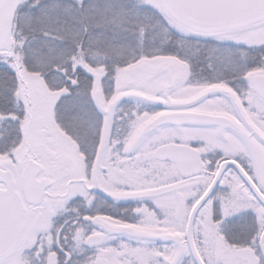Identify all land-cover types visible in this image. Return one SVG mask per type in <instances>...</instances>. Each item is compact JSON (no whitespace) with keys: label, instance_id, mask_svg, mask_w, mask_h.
<instances>
[{"label":"rangeland","instance_id":"374dc122","mask_svg":"<svg viewBox=\"0 0 264 264\" xmlns=\"http://www.w3.org/2000/svg\"><path fill=\"white\" fill-rule=\"evenodd\" d=\"M79 1L75 0V2ZM29 2V0H20L15 16ZM106 2L107 5L104 2L106 9L122 15L120 0H113L114 8H108V0ZM129 2L134 7L147 10L153 16L157 14L158 22L164 29V37H167L166 40L172 39L171 43L168 42L158 48L154 47L153 43H149L150 48H141L135 55L133 52L126 63H119L120 61L117 60V63L99 65L100 69L95 72L87 68L91 74L90 78L83 79L80 83L77 79L70 81L66 89L56 92L50 91L41 77L28 74L23 68L14 39L16 23L14 18L13 46L9 53H0V66L10 69L16 76L18 95L24 108L22 119L24 125L20 128L18 146L10 151H0V169L11 173L15 189L21 196V175L25 167L30 163L42 165L44 171L38 180H51L52 185L48 191L54 197V201L41 205L44 209L38 212L34 211L35 208L26 205L32 218L22 236L28 241H23L24 237H22L18 249L0 264H37L36 259L43 264H51L52 260L54 264H64L63 259L61 262L59 260L63 254L53 248L55 243L50 238V234L52 231L59 232L54 228L55 223L61 225L65 220L79 219L83 216L92 220L93 225L95 224L98 229L103 223L121 224L127 219L139 229L155 232L171 226L183 239L189 212L206 191L211 176L210 179L202 180L198 187H194L193 180L187 182L181 179L173 165L157 162L153 158L156 147L176 138V130L171 126L151 132L135 149H131V146L146 125L163 114L180 110L182 106H174L183 104L185 100L191 99L209 87L207 83L208 81L211 83V80H208L209 76L203 73L204 64L201 66L198 63H190L188 61L190 57L209 54L221 56L223 62L220 63L224 64V61L227 62L226 65L229 63V69L234 75L245 72L242 76L247 78L250 89L253 88L254 78L264 76V24L240 32L201 36L188 32L172 22L163 12L159 0H129ZM114 18L116 22L120 21L119 17L114 16ZM143 42L140 41L138 44ZM213 67L215 69V66ZM73 87L78 93L86 96L91 113L96 116L94 123L92 119L86 118L84 121L88 132L94 135L86 140L93 142L89 157H86L84 152L85 143L82 139L66 133L55 120V109L59 100L63 96H68ZM126 94H140L167 104L156 106L129 98L122 101L112 114L109 138L98 174L100 188L110 194L111 200L116 205L151 203L154 207H148L145 211L135 207L136 216L130 214L129 217H118L110 221L105 217L100 219L96 216L98 203L95 201L96 205L92 204L95 199L94 173L105 134L107 112L116 98ZM262 107L264 109L263 103ZM167 131L173 135V138L167 140ZM144 150L148 154L147 159L142 158L145 157ZM223 151L225 152L221 157L233 155L230 149L224 148ZM260 157L261 162L264 161L261 155ZM138 168H145L146 171L137 175ZM133 171L137 172L134 176ZM224 182V186L216 190L197 216L193 232L198 251L205 264H260L257 245L264 228V211L252 201L248 205L253 213L259 215L257 221L254 220L252 213H243L244 201L238 182H235L233 176L228 177V175ZM84 183L91 186L89 193L84 190ZM175 195L177 202H174ZM215 203L220 208L218 211L220 222L214 224L212 207ZM175 215L184 220L182 225L173 221ZM243 216L251 219L254 226L252 231H249L250 238H244V242L241 243L243 239L237 238L236 226L240 227L241 231ZM223 226L227 238L231 237L230 242L222 236ZM44 236L49 237L46 239V245L42 240L37 241V238ZM233 238L237 239L232 240ZM104 240L106 243L129 244L121 237L102 235L101 240L90 239L87 246L90 248L97 246L99 241ZM143 245L149 247L150 253L154 256L150 264H166L176 252L169 245L141 243L135 246ZM105 255L110 258L111 264H127L126 255L120 253L107 255V249L99 247L90 255H86V261L91 264ZM180 264H193L187 250Z\"/></svg>","mask_w":264,"mask_h":264},{"label":"trees","instance_id":"16d2710c","mask_svg":"<svg viewBox=\"0 0 264 264\" xmlns=\"http://www.w3.org/2000/svg\"><path fill=\"white\" fill-rule=\"evenodd\" d=\"M29 1L15 16L17 52L25 71L41 77L53 92L66 89L75 79L80 83L90 78L87 68L95 72L100 69L99 65L117 63V60L126 63L133 52L135 55L141 48H150L149 43L158 48L172 40L164 37L157 14L153 16L147 10L132 6L129 0H120L122 15L106 9L104 2L107 5V0ZM108 3V8L115 7L113 0H108ZM113 15L120 21L116 22ZM140 41L144 42L138 44ZM18 94L15 74L0 66V151L13 150L20 141L24 108ZM86 118L92 119L93 123L96 120L86 96L73 87L68 96L59 100L55 120L66 133L82 139L84 152L89 157L93 142L86 140L93 133L88 132L84 124ZM218 211L219 208L215 212L216 223L220 222ZM236 227L237 238L243 239L242 243L244 236L240 227ZM221 230L222 236L230 242L231 237L225 235L224 226Z\"/></svg>","mask_w":264,"mask_h":264},{"label":"flooded vegetation","instance_id":"af4514ba","mask_svg":"<svg viewBox=\"0 0 264 264\" xmlns=\"http://www.w3.org/2000/svg\"><path fill=\"white\" fill-rule=\"evenodd\" d=\"M213 58H216V60H212ZM217 58L219 59L217 60ZM221 58L222 57L218 55L216 56L194 55L193 57L189 58L188 61L190 63L192 62L194 64L198 63L201 66L202 64H204L202 69L203 73L209 76L208 80H211V83L208 81L207 84H209L208 85L209 87H207L204 91L200 92L199 94L193 96L191 99L185 100L186 102H184L183 104L186 106L181 107V109L178 110V112L208 114V115L225 118L234 123L233 129H221L219 127H211V126L172 127L174 130H176V136H175L176 138L174 139V141H167L159 146L168 143H176L182 146L190 147L193 150L199 152L203 167L201 169V173L198 176L185 179L176 170L175 166H173L174 169L176 170V173L179 175L181 179L187 182H189V180H193L192 185L194 187L195 186L198 187L202 180L208 178L210 179L211 176V180L209 181V185L207 187L208 189L209 186L212 184L220 165L226 161H233L241 167V169L247 175V177L252 182V184L264 196V164H262L264 161L261 162V157H260L261 155L264 160V109L262 107V103L264 104V101L256 94L254 90V86L251 89L249 88L247 78L242 76V74H245V72L239 75H234L233 74L234 72L230 71L229 69L230 68L229 63L227 65L225 64L227 63L226 61H224V64L220 63L223 62L221 61ZM213 66H215V69ZM209 91L212 92L210 93ZM230 111L232 113H230ZM170 137L173 138V135H171V133L167 131L166 133L167 140ZM224 148H227L228 150L230 149V152H233V155L228 157H221V154L225 152L223 151ZM143 153L145 157L142 158L147 159L148 154L146 153L145 150ZM145 171H146L145 168H138V173L133 171L132 175L134 176L136 173L137 175H139L141 174L140 172H145ZM227 175L228 177L233 176L235 178V182H238V185L241 187V191H242L241 196H243L242 201H244L243 213H248V214L252 213L251 215L254 216V220L257 221L259 215L256 214L255 212L253 213L248 203L254 201L257 205H259V207L263 211L264 208L255 199L253 194L250 192L249 188L246 186V184L241 180V178L234 170L228 169L223 174L217 189L224 186L225 184L224 180ZM232 184L233 183H230V185ZM83 187L85 191H87L88 193L90 192L91 186H88L87 184L84 183ZM48 195L51 196V194ZM247 195L251 198L249 197L247 198L246 197ZM50 196L46 195L45 199H47L48 202L49 201L53 202L54 198ZM94 196L95 199L93 200L92 204L96 205V202L98 203L96 216L100 217V219H103L105 217L107 218V220L110 221H113L118 217L121 218L129 217L130 214L136 216L134 214L135 207H138L143 211H145V209L148 207H152V208L154 207V205H152L151 203L135 204L136 206L130 204L124 205L123 203L120 205H116L115 202L111 200L112 198L108 199L104 197V195H102V193L97 192L96 189ZM173 198L176 200L174 202H177V196L175 195ZM217 208H219V206L218 204L215 203L212 207V212H213L212 222L214 224L216 223L215 212ZM43 209L44 208L41 207L40 209L36 210V212L42 211ZM173 221H176L177 223L179 222L182 225L184 220H182V218L179 219V217L175 215ZM241 222L242 224H241L240 232L242 233L244 238H247V235L250 234L248 230L252 231L251 225H253V221L243 216ZM73 224H76L78 226L74 227L72 226ZM108 225H122L125 227L137 229V226L134 225L132 222H129L128 219L126 220V222H123L121 224H115V222L103 223L99 225L100 229H98L95 224L93 225L92 220H90L86 216L85 218L83 216V218H79V219L70 218L69 220H65L64 224L61 225H59V223H55L54 228H56L59 232L52 231V233L50 234V238L55 243V246L53 248L63 254L62 257H59L60 262L63 259L64 264H76L78 262L80 264H88L86 261L87 260L86 255L87 254L90 255L92 251L97 247L102 249H107V255H113L114 253L115 254L120 253L126 255L127 264H143V263L150 264V260L152 261L154 257L153 254L150 253L151 250L149 249V247H146L144 245H143L144 247L135 246L136 244L138 245L141 243H153V244L165 245V246L169 245L177 251V248L173 243L143 241V240L127 238L121 235H110L106 230V227ZM79 226L80 228H82L81 230H79L80 229L78 228ZM140 230L157 233V234H170L174 236L180 235L177 234V231L173 230L171 226L167 227V229L164 228L163 231H157V232L144 230V229H140ZM193 230H195V223ZM102 235L106 237L109 236L121 237L129 244L125 245L119 242L106 243V240H104V241H99L97 246L91 248L87 246L90 239L94 238L95 240L96 239L101 240ZM193 237L196 247L198 249L194 232H193ZM48 238L49 237H45V236L40 237L37 238V241L39 242L40 240H42V242L45 244L46 239ZM81 239H83V242H81ZM182 240L185 241V235ZM27 241L28 239L26 238L25 242ZM257 248L259 250V241ZM186 250L188 256L191 258L188 252L187 245L185 244V252ZM172 259L173 258H171V260H169L166 264H170ZM99 260H106L108 264H111L110 258L106 255L93 261V263L91 264H95ZM141 260L144 262L142 263ZM260 260H261L260 264H264L261 257ZM35 261L37 264H43L38 262L37 259ZM51 264H54V260H52Z\"/></svg>","mask_w":264,"mask_h":264},{"label":"water","instance_id":"95a60500","mask_svg":"<svg viewBox=\"0 0 264 264\" xmlns=\"http://www.w3.org/2000/svg\"><path fill=\"white\" fill-rule=\"evenodd\" d=\"M20 0H0V52L9 53L12 49V30L14 15ZM163 12L177 26L201 36H213L234 33L264 24V0H159ZM254 90L264 101V76L254 79ZM215 91V90H213ZM210 93L212 91H209ZM203 96V95H201ZM134 98L156 106H166L167 103L149 99L140 94H126L116 98L108 112L105 134L96 163L94 181L99 192L97 176L100 163L109 138L110 120L118 104L126 99ZM186 106L184 104L175 105ZM172 108V107H171ZM181 108V107H180ZM166 126H201L233 129L234 123L228 119L208 114L191 112H170L157 117L151 124L146 125L133 142L131 149H135L151 132ZM255 150V149H254ZM255 154V153H254ZM154 158L159 162L171 163L185 179L198 176L203 164L199 152L190 147L167 144L157 148ZM234 170L249 188L255 199L264 208V196L256 189L241 167L233 162L222 163L214 177L212 184L191 209L188 217L185 241L179 236L157 234L136 230L125 226L108 225L106 230L110 235H121L127 238L173 243L177 251L170 264H179L182 260L185 244L194 264H204L193 239V226L197 214L215 193L223 174ZM44 168L37 163L28 164L21 175V190L27 205L38 206L43 202L45 190L51 186L48 179L37 180ZM0 262L7 260L16 250L24 229L29 224L32 214L24 206L23 199L15 189V183L10 172L0 169ZM102 193V192H101ZM259 253L264 262V230L259 239ZM95 264H108L106 260H99Z\"/></svg>","mask_w":264,"mask_h":264}]
</instances>
